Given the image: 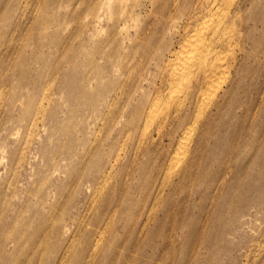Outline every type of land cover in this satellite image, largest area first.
<instances>
[{"label":"rangeland","instance_id":"374dc122","mask_svg":"<svg viewBox=\"0 0 264 264\" xmlns=\"http://www.w3.org/2000/svg\"><path fill=\"white\" fill-rule=\"evenodd\" d=\"M221 1L0 0V264H264V0L169 164V55Z\"/></svg>","mask_w":264,"mask_h":264},{"label":"bare ground","instance_id":"6f19581e","mask_svg":"<svg viewBox=\"0 0 264 264\" xmlns=\"http://www.w3.org/2000/svg\"><path fill=\"white\" fill-rule=\"evenodd\" d=\"M233 1L222 0L218 6L216 5L210 18L197 24L169 55L174 56L173 59L169 58V62L172 61L171 86L185 81L187 87L183 96L178 97V101H173L169 105L176 103L180 107L190 103V97L194 98L191 121L186 124L178 137L177 150L169 160L172 169L184 161L189 152L188 145L192 131L205 115L207 107L211 103L219 105V98L224 99L229 95L231 88L223 89L220 83L227 86L232 84L231 72L236 55L229 47L232 48V40L235 38L233 34L240 20L239 4L235 2L233 4ZM225 44L228 45L226 54L221 53ZM192 87L197 88L193 91L195 93L192 92ZM220 89L223 90L222 94H220ZM158 100L156 99L155 102Z\"/></svg>","mask_w":264,"mask_h":264}]
</instances>
